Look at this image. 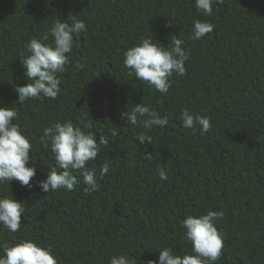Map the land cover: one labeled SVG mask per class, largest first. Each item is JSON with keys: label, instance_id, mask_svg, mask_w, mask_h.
<instances>
[{"label": "trees", "instance_id": "obj_1", "mask_svg": "<svg viewBox=\"0 0 264 264\" xmlns=\"http://www.w3.org/2000/svg\"><path fill=\"white\" fill-rule=\"evenodd\" d=\"M69 15L86 30L74 37L70 63L57 74L60 93L17 104L15 88L32 83L20 64L26 45L32 38L51 44L43 37L55 19L71 23ZM197 20L214 29L193 40ZM151 36L168 48L179 38L188 53L186 74L173 73L167 94L123 65L124 52ZM140 103L168 124H131L123 113ZM0 107L17 110L13 123L32 145L27 166L36 169L31 187L0 184V197L25 207L20 230L0 228V246L32 241L50 247L58 264H110L120 255L147 264L164 248L195 255L181 221L211 210L223 212L214 221L224 242L215 264H264V0H222L210 16L195 0H0ZM184 109L210 117V130L183 128ZM64 121L109 140L86 164L96 171L109 165L91 194L78 170L72 191L37 186L56 166L43 129ZM141 132L151 144L138 142Z\"/></svg>", "mask_w": 264, "mask_h": 264}, {"label": "clouds", "instance_id": "obj_2", "mask_svg": "<svg viewBox=\"0 0 264 264\" xmlns=\"http://www.w3.org/2000/svg\"><path fill=\"white\" fill-rule=\"evenodd\" d=\"M222 0H195L196 8L204 15L210 16L213 4ZM71 16V23L55 19L49 32L43 37L44 41L52 38V43H42L36 38L30 39L26 45L28 54L22 56L20 64L24 76L32 83L17 86L15 92L17 104L29 99L50 98L55 100L61 91L58 73L65 71L70 63L67 54L72 52L74 37L86 30L83 20ZM166 27H171L167 25ZM214 25L199 20L194 22L191 39L200 40L207 33L212 32ZM184 41L172 38L170 48L155 42L151 37L142 38L140 42L124 52L123 65L128 69V75L146 82L161 94H167L171 87L169 78L173 73L184 76L186 74L185 62L188 53L182 48ZM77 69H83L82 63L76 64ZM15 108L0 107V184H7L13 180L18 181L21 187H31V181L36 176V169L30 164V151L32 145L29 139L21 132L18 124L13 123L17 118ZM123 116L133 125L138 118L143 128L151 130L155 126L164 127L168 124L167 117H161L158 112L148 105H134L131 111ZM182 127L196 129L201 134L207 133L211 128L210 117L191 113L184 109L181 113ZM91 118L85 127L91 129ZM42 141L51 147L55 164L44 180L37 182L42 192L48 193L58 189L74 190L78 180L73 175L78 170L86 185L84 192L91 194L98 189V181L108 173L107 163L99 166V171L86 167L87 162L97 158L101 146L108 147L109 140L97 137L91 132H85L81 127L71 121L56 123L52 127H45L42 132ZM140 144H151V137L141 132L136 137ZM144 159L151 160L152 154L144 155ZM60 169L61 171H58ZM161 180L167 179V172L163 167L157 170ZM25 212L24 203L17 202L11 196L0 197V228L15 233L20 230L21 217ZM223 212L209 210L201 216L188 215L181 221L185 230V239L191 243V250L195 255H175L169 248L160 250L158 261L149 260L147 264H215L224 247L223 237L214 226V221L222 218ZM0 254V264H58L50 247H41L32 241H22L12 246L3 245ZM110 264H135L134 259L124 255L113 256Z\"/></svg>", "mask_w": 264, "mask_h": 264}]
</instances>
